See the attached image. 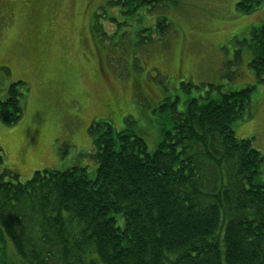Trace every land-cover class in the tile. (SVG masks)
I'll return each instance as SVG.
<instances>
[{
  "label": "trees",
  "instance_id": "trees-1",
  "mask_svg": "<svg viewBox=\"0 0 264 264\" xmlns=\"http://www.w3.org/2000/svg\"><path fill=\"white\" fill-rule=\"evenodd\" d=\"M173 1L116 4L134 14ZM262 5L239 0L237 12ZM248 43L250 67L264 82V22ZM24 86L12 84L0 99V126L22 118ZM254 90L191 98L184 112L170 104V127L153 153L131 128L94 122V179L74 164L21 182L1 170L0 147V264H264V155L233 130Z\"/></svg>",
  "mask_w": 264,
  "mask_h": 264
},
{
  "label": "rangeland",
  "instance_id": "rangeland-1",
  "mask_svg": "<svg viewBox=\"0 0 264 264\" xmlns=\"http://www.w3.org/2000/svg\"><path fill=\"white\" fill-rule=\"evenodd\" d=\"M116 2L0 0V99L25 84L22 118L0 126L1 170L26 182L75 164L94 179V122L131 128L153 153L170 127V104L184 112L191 98L248 86L251 107L233 130L264 155V82L248 46L264 5L242 14L239 0H174L131 14ZM161 18L168 30L157 28Z\"/></svg>",
  "mask_w": 264,
  "mask_h": 264
}]
</instances>
